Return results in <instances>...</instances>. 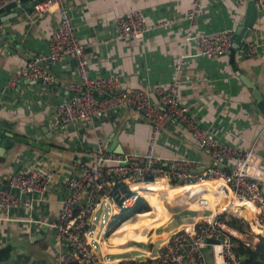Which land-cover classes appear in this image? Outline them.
<instances>
[{
  "label": "crops",
  "instance_id": "0c3cea01",
  "mask_svg": "<svg viewBox=\"0 0 264 264\" xmlns=\"http://www.w3.org/2000/svg\"><path fill=\"white\" fill-rule=\"evenodd\" d=\"M201 1L194 23L189 15L195 0H66L65 3L77 27L79 42L85 48L91 77L112 75L118 78L121 87L146 90L155 107L160 106L155 89L177 83L175 90L180 101L215 139L242 150L254 148L258 155L254 160L255 173L264 180V117L256 107L252 90L240 78V74L247 76L264 95V2L257 3V21L247 41L257 46V55L249 57L243 48L211 58L200 51L197 37L224 29L234 32L244 18L247 0ZM21 5V13L14 8L0 16L5 21L0 25V138L13 134L38 142L41 147L16 140L6 149L0 146V188L7 189L4 183L7 174L28 166L51 170L54 178L42 200L13 190L31 204L0 212V264H58L57 257L64 246L55 223L68 196L66 182L79 175L75 160L93 162L98 139L108 152L122 158H140L153 145L155 156L164 161L187 158L195 162L198 170L215 162L199 148L184 124L170 122L153 139L152 123L127 107L112 110L95 120L90 128H54L56 105L73 95L65 83L78 76L76 60L68 55L59 62L45 61L55 81L44 88L39 82L28 80L10 86L16 68L48 53L49 38L60 23V15L54 8L37 14L30 1ZM133 10H140L149 23H172L139 38L118 39L117 18ZM230 193L228 204L220 203L210 193L215 201L207 213L215 212L217 206L233 205L234 196ZM118 217L114 201L109 195L103 196L87 234L97 258L109 264L114 263L115 255L107 252L106 246L120 224ZM225 228L230 236L252 248L259 242L254 235L239 233L226 225ZM166 242L156 249L155 256ZM154 249L152 241L148 250ZM204 255L208 264H222V258L210 246L205 247Z\"/></svg>",
  "mask_w": 264,
  "mask_h": 264
},
{
  "label": "built area",
  "instance_id": "2783aa9c",
  "mask_svg": "<svg viewBox=\"0 0 264 264\" xmlns=\"http://www.w3.org/2000/svg\"><path fill=\"white\" fill-rule=\"evenodd\" d=\"M23 0H0V8L15 2L21 5ZM32 9L37 14L52 11L60 15V23L51 34L48 53L36 56L25 65L16 68L10 77L9 85L14 86L19 80L37 81L42 87L54 83L55 77L46 68L44 62H59L71 55L76 60L77 78L65 83L72 96L58 103L55 108L54 128L93 127L97 119L107 116L112 110L127 107L139 113L152 123L153 139L170 122H179L197 140L199 148L209 154L215 164L203 170L195 168V162L187 158H173L168 161L155 156L153 145L139 157L122 158L108 152L101 140L93 152L92 163L78 160L73 162L79 175L66 182L68 196L62 202L58 221L55 223L58 237L64 250L57 257L58 264H109L99 260L88 241L91 217L105 195L114 201L119 214L128 211L142 197L139 191L132 189V184L146 180L165 179L174 185H190L202 181L222 182L237 198L250 202L254 209V224L264 229V180L255 173L254 160L258 157L254 148L242 150L238 147L215 139L198 119L190 114L187 107L176 94L175 85L155 89L159 107L151 101L146 90L121 87L116 76L91 77L85 48L77 37V27L68 13L66 0H31ZM30 1V2H31ZM263 3L264 0H255ZM201 0H195L189 18L194 23L201 8ZM172 22L149 23L140 10L129 11L116 20V37L139 38L152 29ZM200 51L208 57L227 56L232 52L233 32L224 29L199 35ZM247 55L257 54L256 46L248 43ZM54 173L46 168L28 166L20 172L9 173L5 177L7 189L0 188V212L17 206L31 204L30 200L13 193L17 190L36 196L42 200L47 196ZM131 191L126 195L122 187ZM222 213V212H221ZM218 212L211 221H199L193 230L180 229L173 233L156 256L124 259L112 264H208L205 247L210 246L213 253L219 254L222 264H243L236 252V245L218 219ZM205 220V219H203ZM261 229V230H262ZM208 239L218 243L208 244Z\"/></svg>",
  "mask_w": 264,
  "mask_h": 264
},
{
  "label": "trees",
  "instance_id": "16d2710c",
  "mask_svg": "<svg viewBox=\"0 0 264 264\" xmlns=\"http://www.w3.org/2000/svg\"><path fill=\"white\" fill-rule=\"evenodd\" d=\"M234 49L232 48V51ZM146 182H153V180H146ZM132 188L139 191L142 196L137 203L132 206L128 211H123L119 214V226L112 232L109 237L110 244L106 246L109 253H113L115 257L112 259L114 262H120L126 258H144L148 256H155L156 249L166 242L173 233L180 229L193 230V225L202 219L207 212L210 211L214 205V196L222 204L230 202V190L225 185L219 183L204 182L200 185L191 186L182 192L176 193L169 192L168 190L175 191L167 187L161 189L159 186L135 183ZM126 195H130L131 191L128 187H122ZM177 198L185 199L187 207L185 206V215H194L193 222L190 225L181 224L183 217L178 214V200ZM237 207H235V206ZM231 205V208L240 217L234 216L232 213H221L218 219L224 224L239 233L254 235L259 238L255 248L246 245L242 240L235 238L231 235V239L236 245L237 254L242 257L245 256L243 264H264V229H260L254 224V208L243 202H237ZM151 206V207H150ZM155 212L157 214V224H152L150 228L143 227L140 230L138 227V218L144 217L148 212ZM159 212V214L157 213ZM133 215L132 217H130ZM136 217L137 219L133 220ZM154 242L155 249L148 250V244Z\"/></svg>",
  "mask_w": 264,
  "mask_h": 264
},
{
  "label": "water",
  "instance_id": "95a60500",
  "mask_svg": "<svg viewBox=\"0 0 264 264\" xmlns=\"http://www.w3.org/2000/svg\"><path fill=\"white\" fill-rule=\"evenodd\" d=\"M26 1V0H24ZM31 1V0H29ZM34 2L31 1V7L33 6ZM15 3H11L9 5H6L3 8H0V16L9 9H14L16 8ZM24 10H27L28 7L25 6L23 7ZM18 13H21V9H17ZM258 17V9H257V3L255 0H247V5H246V10H245V15L243 20H241L238 28L233 32V42H232V48L236 50L243 49L246 42L248 41V38L250 37L253 27L257 21ZM4 19L0 18V25L5 22L3 21ZM240 78L243 81V83L249 87L252 90L253 96L255 97L257 104L256 107L259 110V112L263 115L264 117V95L261 89L259 88V85H256L254 82H252L247 76L244 74H240ZM13 140L23 142L25 144H31L37 147H41V144L38 142H33L31 140H28L26 138L14 136L13 134L10 135H5L3 138H0V146L6 149L7 147H11L13 145ZM44 148V147H43ZM262 229V228H261ZM208 244L212 243H218L217 240H212L208 239L206 241ZM242 260L245 259V256L241 257ZM140 258L137 257V260Z\"/></svg>",
  "mask_w": 264,
  "mask_h": 264
},
{
  "label": "rangeland",
  "instance_id": "374dc122",
  "mask_svg": "<svg viewBox=\"0 0 264 264\" xmlns=\"http://www.w3.org/2000/svg\"><path fill=\"white\" fill-rule=\"evenodd\" d=\"M173 185V184H172ZM161 189H166L167 188V186H159ZM169 192H174V193H176V195H177V197H178V191L177 190H175V191H172V190H168ZM177 191V192H176ZM143 195V194H142ZM143 198H145L144 196H142ZM177 199H180V200H178L177 202H178V204H179V207H178V214H179V216L181 215L182 217H183V222L181 223V224H186V225H190V224H192V220H193V218H194V215H185L182 211H184V210H182V209H184V207L186 206L187 207V204L188 203H186L187 201H185V199H181V198H177ZM218 212H222V213H224V212H226L227 214L228 213H232L234 216H236V217H240L236 212H234L231 208H229V207H221V206H217L216 207V213H218ZM158 214H159V212H157ZM215 216V215H214ZM135 219H137L136 217H134L133 218V220H135ZM140 219V220H139ZM157 219H159V217H157V214H155V212L153 211H151V212H148V214L146 215V216H144V217H141V218H138L137 220H139V224H138V227L139 226H141L142 225V227H140V230L143 228V227H148V228H150L151 227V225L152 224H157ZM157 220V221H156ZM199 221H208V220H203V219H200V220H198L197 222H199Z\"/></svg>",
  "mask_w": 264,
  "mask_h": 264
},
{
  "label": "bare ground",
  "instance_id": "6f19581e",
  "mask_svg": "<svg viewBox=\"0 0 264 264\" xmlns=\"http://www.w3.org/2000/svg\"><path fill=\"white\" fill-rule=\"evenodd\" d=\"M204 182H209V183H217L216 181H202V182H198V183H195V184H190V185H172L170 184L167 180L165 179H159V180H156V181H153L152 183H149V182H141V183H145V184H151V185H155V186H167L169 188L173 187L175 190H177L179 193L182 192L183 190H185L186 188H189L191 186H196V185H200ZM219 183H222V182H219ZM224 184V183H223ZM228 187V186H227ZM230 190V189H229ZM237 202H243L244 204H248L251 208H254L253 205L248 202L247 200H244L242 198H237V197H234V203H237ZM255 210V209H254ZM214 215H216V211L215 212H212V213H206L205 216L202 218V219H205V220H209L211 221L214 217ZM133 215H131L130 217H132ZM189 231V230H188Z\"/></svg>",
  "mask_w": 264,
  "mask_h": 264
},
{
  "label": "flooded vegetation",
  "instance_id": "af4514ba",
  "mask_svg": "<svg viewBox=\"0 0 264 264\" xmlns=\"http://www.w3.org/2000/svg\"><path fill=\"white\" fill-rule=\"evenodd\" d=\"M23 1H24V0H23ZM23 1H22V2H23ZM28 1H29V0H28ZM11 3H15V2H11ZM11 3H8L7 5H9V4H11ZM15 4H16V6H17V7H16L17 9H20V7L22 6V5H18L17 3H15ZM21 4H22V3H21ZM5 6H6V5H5ZM5 6H3V7H5ZM3 7H1V8H3ZM247 44H248V42H246L244 48H246V45H247ZM252 44H253V43H252ZM254 45H255V44H254ZM255 46H256V45H255ZM256 49H257V46H256ZM256 55H257V54H256ZM256 55H255V56H256ZM248 56H249V57H254V56H250V55H248ZM32 59H33V58H32ZM30 60H31V59H30ZM24 65H25V64H24ZM22 66H23V65H22ZM18 68H19V67H18ZM19 81H20V80H19ZM19 81H18V82H19ZM34 82H37V81H34ZM16 83H17V82H16ZM47 86H48V85H47ZM153 181H156V180H153ZM173 185H174V184H173ZM145 199H146V198H145Z\"/></svg>",
  "mask_w": 264,
  "mask_h": 264
}]
</instances>
